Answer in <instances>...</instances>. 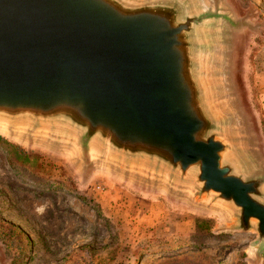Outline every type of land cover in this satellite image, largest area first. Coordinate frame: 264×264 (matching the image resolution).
I'll return each mask as SVG.
<instances>
[{"label": "water", "instance_id": "obj_1", "mask_svg": "<svg viewBox=\"0 0 264 264\" xmlns=\"http://www.w3.org/2000/svg\"><path fill=\"white\" fill-rule=\"evenodd\" d=\"M222 0H0V127L68 143L222 211L264 259V166L248 147Z\"/></svg>", "mask_w": 264, "mask_h": 264}, {"label": "rangeland", "instance_id": "obj_2", "mask_svg": "<svg viewBox=\"0 0 264 264\" xmlns=\"http://www.w3.org/2000/svg\"><path fill=\"white\" fill-rule=\"evenodd\" d=\"M222 2L247 23L229 34L228 73L264 166V0ZM6 143L24 151L19 161ZM228 222L164 182L85 167L68 143L0 127V264H264L249 249L255 235L226 231Z\"/></svg>", "mask_w": 264, "mask_h": 264}, {"label": "trees", "instance_id": "obj_3", "mask_svg": "<svg viewBox=\"0 0 264 264\" xmlns=\"http://www.w3.org/2000/svg\"><path fill=\"white\" fill-rule=\"evenodd\" d=\"M6 147L8 149V152L10 153V160L11 161H13V160L19 161L20 156L25 154L21 148L13 145L11 143H6Z\"/></svg>", "mask_w": 264, "mask_h": 264}, {"label": "bare ground", "instance_id": "obj_4", "mask_svg": "<svg viewBox=\"0 0 264 264\" xmlns=\"http://www.w3.org/2000/svg\"><path fill=\"white\" fill-rule=\"evenodd\" d=\"M242 85V84H241ZM243 86V85H242ZM244 97V96H243Z\"/></svg>", "mask_w": 264, "mask_h": 264}]
</instances>
